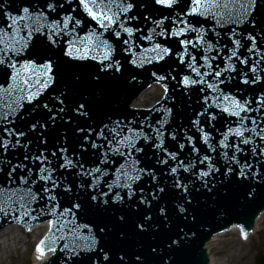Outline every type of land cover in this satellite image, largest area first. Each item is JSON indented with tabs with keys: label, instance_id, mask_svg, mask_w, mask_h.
<instances>
[{
	"label": "snow or ice",
	"instance_id": "obj_1",
	"mask_svg": "<svg viewBox=\"0 0 264 264\" xmlns=\"http://www.w3.org/2000/svg\"><path fill=\"white\" fill-rule=\"evenodd\" d=\"M181 3L182 0H154V6L172 9L173 11H175L176 7ZM183 3L184 7L180 8L179 12H177L176 16L172 19L173 27L170 32L167 28L161 26L164 25L165 20L172 15L171 12L159 20L152 19L151 23L154 27L149 30L148 36H141V39L152 41L155 36L164 37L166 39L170 37L179 38L180 36H184L187 32H196L198 37L196 43L200 44L203 41L202 31L194 27L186 18L189 16L203 15L204 13L209 12L207 5L219 7V0H183ZM231 3L238 5L235 9V14H230V19H232L233 22H236L237 24L246 23L250 25L252 29H256L258 25L262 23L257 20V16L260 14V10L264 9V0H231ZM112 5H115L118 12L113 11ZM224 6L228 7V3H225ZM0 7H3V5H0ZM139 7L140 4H138L136 0H119V2H117V0H42V2L41 0H36L34 5L25 6L20 10L23 15L19 13L17 15H12L7 11L4 12V15L10 23L0 27V73L10 81L20 80L23 75L21 83L25 87L21 88L20 91L26 92V95H22L20 99L29 105H32L33 102H35L34 110H40L45 113V118L42 123L39 120L32 123V131H37L38 129L46 130L49 124L54 126L57 119L64 123H70L71 120H65L64 115H62L67 114L68 112L73 113L74 118H91L90 104L86 97L77 100L70 108H68L66 104L68 96L67 91H60L58 95L52 97V99L58 102L59 106L53 105L50 107V102L45 103L44 100L41 99L46 91L49 89L56 90L58 85V74L55 67V61L53 60V56H55L56 53L53 52L52 55L45 57H39V54H37L39 62L37 60L29 59L25 63H20L16 60V57L23 54L29 41L32 40V37L38 36V38H46V42L44 39H40L39 44L44 45L49 51H51L52 48L58 47L59 53L67 58L65 63L69 61H96L100 67L92 74L91 79L94 83L99 85L102 83L104 76H107L109 73L115 76V73L121 72V63L119 60L113 58L112 53L115 49L112 47L109 38L105 36V32L110 31L111 34L115 36L116 40L121 41L123 45H131L133 43L131 38L134 35V31L142 30L127 27L126 24L132 20L140 19L141 14L139 12L133 13L132 15L128 14L132 13L134 8L138 9ZM81 10L88 19H85L84 15L79 14ZM209 14L213 17L216 15L214 12ZM143 19L148 21L150 17L143 16ZM179 25H183V27H179ZM25 29H27L26 36H19V33L23 32ZM157 29H159V31H157ZM261 32H264V28H261L260 32H257L256 34L259 35ZM122 33H126L129 38L122 39ZM233 35H238V33L235 32V29H233ZM65 37H67V39H65ZM246 38L250 40L253 45L256 44L255 36L251 34V32ZM232 42L236 45H239L240 43L239 40L235 39H233ZM179 44L184 48V52H177L176 56L180 63H185L184 57L188 54L187 46L192 44V46L195 47L196 44H193L189 39H180ZM35 46L36 45L34 44V47ZM211 49L212 45L209 44L207 50ZM253 50L254 48L248 49L250 52ZM123 51L128 53L131 49L130 47H125ZM144 51L153 52L155 53V56L146 58L139 64L135 58L129 60L128 63L133 64L135 67H143L145 62L152 63L153 59L156 62H159L164 60L165 57L172 55V50L169 47L162 46L160 43H155L151 48L145 49ZM93 53L96 54L94 55ZM133 56H135V54H133ZM235 56L236 52L233 50L232 55L227 59L231 60L232 57ZM215 58L216 57H211L210 59ZM208 59V57H204L208 70L201 73L200 68L196 66V57L192 56L191 60L188 62V67L193 73H195L196 77H199V79H190L185 75L182 80H177V84L185 88L198 84H207V87L214 93L219 90L218 95L211 97L205 96L204 103L208 104L209 100L215 101L217 102L216 108L220 112L227 114L229 117L235 116L241 120L245 119L246 117H242L240 114L242 112L248 113L252 111V109L248 107L251 101L237 99L230 94L224 93L222 89H219L221 84H225V80L233 79L232 77L221 78L223 72L234 70L233 66L228 64L226 67L220 68L219 71L213 72L211 71L213 66L208 63ZM237 59H239V57H237ZM240 62L246 63L245 60H240ZM200 67H204V65H201ZM216 67L219 68L218 65ZM251 71L255 73L256 67L253 66ZM100 73H103L104 76L99 75ZM153 75H155V73H153ZM209 75L213 76L215 83H209L204 79V77ZM244 75L247 77V72H245ZM75 79L79 81L80 78L79 76H76ZM156 79L157 81H163L167 79V77L161 75L156 76ZM172 79H176V77L173 76ZM258 80L259 76H256L251 80L246 78L241 82L247 85L249 83L255 84ZM161 87H163L164 92L167 93V86L161 85ZM13 89L14 84L12 83H9L7 88H5L4 85H0V91L7 92L9 95H11V90ZM200 90L204 91V88H201ZM255 102L261 107H264V100H257ZM209 107H211V105H209ZM167 111L168 113H171V109H168ZM197 116H204L205 122L209 124L216 119V115L208 112L207 108L202 112H198ZM0 120L11 122L10 113H6L3 117H0ZM112 123L114 127H110L109 124L105 123L97 135V139H102L106 141V143L97 144L96 141H91V147L93 149H104L98 166L85 170L83 164L78 165L74 163L72 159L65 156L63 158L64 162L60 164L59 167L66 170L79 167L80 171L77 172L76 175L91 178L89 183L81 184L80 187L85 189L87 198L97 209L107 211L108 208L114 207L117 204L126 205L133 213H138L143 209L140 219L135 224V228L139 233H145L153 228L160 230L161 226L164 230L170 229L168 209L165 205L159 203L164 199V194L167 189L165 186L160 185L154 172L149 171L147 168L135 167L137 161L134 160L129 164L128 161L125 160V163L120 164L116 169V181L109 183L105 180L103 186L99 188L97 187L103 177L108 174L107 169L100 165H107L109 163L110 153L127 158L133 157L135 153L142 151V149L136 145V140L140 138L142 134L131 127L134 123L133 121H128L123 128L121 127L123 121L115 120ZM191 123L196 126L197 130L201 133L199 139H201L204 144L208 145L211 151L215 152L217 148L209 143L210 136L202 127H200V120L193 119ZM252 123L255 124L256 121L252 120ZM144 126V124H141L140 129H143ZM162 127L163 123H161L160 128H152L153 133L156 134L155 140L153 141V147L161 150L165 157L175 162V166L169 165L168 175L175 177L172 182V187L182 190L183 192L181 199L184 203L178 205V210L179 214L183 216L185 220L191 216L192 220L195 221L196 215H194L193 212V201L191 199L192 193L189 190V185L183 183L181 177L177 175L181 169L184 173H190L195 180L201 181V188L209 193H215L218 189V184L225 185L226 187L227 183L232 180H249L251 177L258 175L256 172L246 171V169L252 168V165L248 163L240 166L238 173L232 167L233 163L237 165L240 163L236 158V154L243 151L239 144L235 145V151L230 157L227 152L221 153V155H223L229 162L224 168H217L212 163L211 156L204 155L201 157L199 155L200 149L192 143L193 137L186 135L185 140L187 141V144L177 141L179 144V150L183 151L187 146L190 147L191 152L196 153L197 155L194 160L189 159L187 163L182 159H178V153L176 151H169L167 148H164L163 140L161 139L164 135L161 131ZM105 129H108L109 133H111V138L105 135ZM79 131L82 132L83 129L81 128ZM261 131H264V129H261ZM24 135V132H19L17 137ZM222 135L223 139L218 141L219 148L228 149L233 147L232 144L226 143L229 139V135H234L239 138V142L242 144L247 145L250 143L248 138L243 137V133L239 128H236L235 130L229 128L228 132L222 133ZM142 138L146 143L151 139V137L147 135H144ZM82 139L86 145L88 137L85 136ZM171 139L176 140L177 137L173 135ZM261 139H264V136H262ZM157 140L159 141L158 143L155 142ZM19 143V138H17L16 144ZM85 145H82V147ZM22 146L27 147L26 145ZM8 147V140L5 139L0 143V148L7 150ZM13 147H15V145H13ZM59 151L67 152V149L60 148ZM253 151L256 150L253 149ZM52 155L56 156L57 153L53 152ZM25 159H28V157L25 156ZM32 159L34 161L39 160L41 164H43L47 160V157L41 152L40 155L33 156ZM169 159L158 160V163L168 164ZM206 162L207 170L201 169L198 172L193 171V169L197 168V165H205ZM17 167L23 170L25 166L13 165L11 171L8 173L9 182L15 181L16 178L13 176V173L16 171ZM52 172V169H46L45 167H40L38 169L36 180L44 181V187L42 189L43 193H51L56 187H58L56 180L52 177ZM217 173L219 174L218 181L216 179ZM28 174L29 176L32 175L31 168L28 169ZM142 176H149L151 181L155 183V186L150 193L147 194L141 189V195L137 199L136 192L133 190L132 185L140 180ZM210 176L212 179H208ZM36 180L31 181V183L35 184ZM19 182L21 184H27L28 180H26L24 176H21ZM49 182H51V188L47 186ZM105 188H107V191H105ZM125 190H127L126 195ZM199 190L200 189H197V191ZM64 191L70 192L72 189L65 187ZM249 195H251V192ZM0 196L6 197L5 200L0 201V213L7 215L9 212H20L21 215H24L29 211L28 205L38 198L39 193H33L31 192V189H28L27 192L21 193L18 189L12 190L0 187ZM47 199L52 201L55 197L53 195H48ZM128 201H132V204H129ZM154 201L156 203H153ZM73 207L79 209L81 205L77 203L73 205ZM64 211L71 212V209H65ZM150 212L155 213V215L149 214ZM126 219L127 217L125 215H120L118 218L121 223L125 222ZM83 227L91 232V228L88 225H83ZM98 230L101 233L109 231L107 226L104 225H101ZM187 239H189L188 233L184 232L183 229H180L174 237H169L166 241L168 251L165 252V254L171 260L172 264H177L176 258ZM43 243L44 241H41V244ZM95 243L96 241L93 238L91 244L88 245L89 251L95 250ZM76 247L77 246L69 247L67 244L64 245V249H67L68 253H70L67 257L68 260H72L74 255L79 254L76 251ZM48 250L54 252L56 249L49 248ZM37 251L42 253V249L39 247L37 248ZM151 251L155 254L158 250L157 248H152ZM104 259L108 260L107 254H105ZM121 259H123V257ZM140 259V256H137V260ZM162 264H166L164 258L162 259Z\"/></svg>",
	"mask_w": 264,
	"mask_h": 264
},
{
	"label": "water",
	"instance_id": "obj_2",
	"mask_svg": "<svg viewBox=\"0 0 264 264\" xmlns=\"http://www.w3.org/2000/svg\"><path fill=\"white\" fill-rule=\"evenodd\" d=\"M15 0H0V5H3V10L4 11H8V9L13 6V2ZM22 2L24 0H21ZM33 3H35L36 1H32ZM117 2H119V0H117ZM136 2L138 4H140V7L138 9H133L132 13H129L128 15H132L133 13L139 12L141 14L143 13H148L149 10L148 8H151L150 6H147L148 4H153L150 3V0H136ZM225 5V3H228L226 0H224L223 2ZM21 4V3H19ZM28 6L27 4L24 5L23 7ZM184 7V3L182 0V3L176 7V10L173 11L172 9L170 10L172 12V15L170 17V19L168 21H166L164 23V25H162L164 28H167L168 30H170V28L172 29V18H174L177 14V12H179L180 8ZM113 8L115 9V6H113ZM139 10V11H138ZM117 11V10H114ZM80 15H84V18L87 19V16L84 13H79ZM111 14V13H110ZM264 15V9L260 10V15L257 16V18H262ZM169 21H171V23H168ZM136 21L132 20L130 22H128L127 24L129 26H133L135 24ZM0 24L2 26L6 25L5 19L1 18L0 20ZM171 24V26H170ZM202 24H205L204 26ZM202 24L199 25L200 27H202L203 29H209L207 27V21H202ZM179 27H182V25H179ZM247 25H242V27H238V35L242 38L241 35H243L244 37H246V35H248V33L252 32V31H259V27H257L256 29H251L250 32L246 30ZM226 28H223L221 31L225 32ZM227 31H232L233 32V28H228ZM226 31V32H227ZM24 33H27V29H25L23 31ZM225 32V33H226ZM223 33V35L225 34ZM242 33V34H241ZM19 35H24L19 33ZM107 38H109L110 42L112 41V37L110 34L106 35ZM179 38L181 39H189L193 42V44H196L197 48H201L205 45V42L202 41L200 44H197L196 41L198 39H191L189 37V35L187 36H180ZM210 39H212V37L209 36ZM39 38L38 36H33L32 40L29 41L30 42V47L27 48V50L23 52V54L19 55L20 59L19 62L21 60H37L38 61V55L39 57H45V56H49L52 55L53 52L56 53L55 56H53V60L58 63L60 60L65 59L62 54L59 53V48H57L55 51H49L48 48L45 49V47H41V44H39ZM180 39L176 38V37H170V38H161L159 40H157L159 43L162 41H165V45L168 46L171 50H172V55H170V66H173L175 63V59H174V52H178L179 51V41ZM225 41H220L219 42V47L224 48L225 46ZM34 44L36 45L35 47L38 48V52L34 51L35 47ZM192 45V44H190ZM62 46V45H61ZM259 51H262V55L264 53V46H261L259 44V47H257ZM184 50V48H183ZM245 51V49H244ZM18 58V57H17ZM99 58V57H98ZM263 58V57H262ZM39 62V61H38ZM58 65H63L62 63H58ZM70 65H73L72 62H70ZM124 65V67H123ZM76 70H79V68L77 66H75ZM121 72L119 73H115V76L111 75V78L113 79V82L110 83V85H103L104 83V79L106 78V76H104V74H102V76H104V79L102 81V83H100L99 85H97V87H99L100 89L105 87V90L108 89L107 91L112 92V93H117L118 95H120L119 100L115 101L114 103L109 102L110 98L112 96H110L107 93H104L103 95V100H99L97 101L96 99H94L92 96L93 94L91 93V97L88 98L89 100V104L90 106V112H91V118H84L85 122L80 121L79 118H74V114L71 112H68L67 114H62L64 115L65 118H67L66 120H71L70 123H64L61 120L57 119V121L55 122V125L53 127L56 126H60L63 125L65 126L66 124L71 125L72 128L75 129L76 126H81L82 128H87V129H83L82 132L77 133L76 135L79 138H83L86 135H83V132L85 130H88V126L89 128L94 131L95 129H97L99 126H95V119L96 121L100 119V117L102 116V111L106 112L105 110V105L102 104L103 102L107 101L111 106V108H118L117 111H114L112 113V116L116 118V116L120 117L125 120L128 121V118L130 117V115L128 114V110H127V104L128 102L131 100V98L134 97V93H135V83H132L129 85V82L133 79L132 75L135 71H132L133 68H130V65H127V60L125 59L123 64H121ZM72 70H74V67L71 68ZM166 69V68H165ZM167 70V69H166ZM85 71L87 70H80L81 73L85 74ZM168 72V70H167ZM93 73V72H92ZM166 72L162 71V75L166 77L168 76V74H165ZM111 74V73H109ZM108 74V75H109ZM139 81L143 82L144 79L142 76H139L137 78ZM147 80H150V78L148 77ZM264 83V80L263 82ZM58 89V88H57ZM66 89V88H65ZM68 90L71 91V93H78L81 92L80 87L77 86V83L75 82L73 85L68 86L67 88ZM189 90V89H188ZM239 90L243 92L244 96H249V89L247 88H243V87H239ZM186 91V90H185ZM239 91V92H240ZM58 92H60V89H58ZM175 93V91H174ZM188 94V93H187ZM253 95L258 96L259 94H264V86H259L257 89H255L252 92ZM162 95V90L156 86L153 85L151 86L149 89H147L138 99V103H136V105H138V107H148L151 106L154 102H156V100L160 99ZM174 98L178 97L177 95H173ZM43 100L44 102L47 100L46 95H43ZM63 98V97H62ZM81 99L80 96H72V97H68L66 100V104L67 107L70 108L77 100ZM177 99V98H176ZM121 102V104H120ZM59 106L55 101H53V104L50 105L53 106ZM31 106V105H27ZM104 108V109H102ZM32 109L34 110V106H32ZM26 107L23 109V115H24V122L23 125H25L24 128L25 131L27 130V128H29L30 124L33 123V119L34 116L32 114H30V110H26ZM264 110V107L261 106H257L256 110L248 112L246 114L245 119L242 120L243 124H247L244 128H252V129H258L259 127L256 124H250V119L251 116H253L255 114V116L257 117L258 115H260L259 113ZM36 113L38 112V110H34ZM253 113V114H252ZM38 114V113H37ZM70 115H72V117H70ZM142 120L145 119L144 116H139ZM148 118V124L153 126L154 125V121L155 118H152L150 120L149 117ZM109 118H103L104 122H98L99 125H101L102 123H107L109 121ZM119 120V119H118ZM263 122L261 125H264V119H262ZM250 130V129H249ZM91 131V132H92ZM255 133H257L255 131ZM75 134V133H74ZM103 142H100V144ZM256 144V145H255ZM258 145V141L255 140L254 142L250 143V145L248 147H243L245 151H248L246 155L248 157V161L250 162L249 164L252 165V168L255 167L257 169H260V171H264L263 167H260L261 165L263 166L264 163V158H262V156L264 155V148H262L261 146H257ZM253 149H255L256 151H253ZM260 150V151H259ZM261 152V153H260ZM260 153V154H259ZM15 154L17 155V152H14L12 155L11 153L9 155H7V159L9 161H11L12 158H14ZM97 153H93L94 156H96ZM243 156V158H244ZM262 158V159H261ZM95 159V158H94ZM239 160H241V158L239 157ZM263 161V162H262ZM8 172L3 171V174L1 172V176H8ZM0 176V177H1ZM108 177V182L110 181V177ZM76 178V177H75ZM105 179V178H104ZM2 180V179H0ZM250 182V186L255 188H259L261 189V191H259V193L264 197V181L262 179V176L260 174L256 175L255 177H251L249 179ZM74 183L79 184V190H78V199L81 198L82 195H85V189L80 187V184H87L88 181H84L82 182V180L80 181L79 179L76 178V180H74ZM104 183V182H103ZM103 183L100 185L103 186ZM76 188V187H74ZM255 192L251 193V195L248 196H252L253 198L255 197ZM87 195V194H86ZM137 198V195H136ZM61 199V198H60ZM66 201V199L63 197L60 200V205L61 203H64ZM75 203L80 204L81 207L79 209L74 208L73 210H71V212H65V208L69 207L70 209L73 207V205L71 206V203H67V207L66 205L63 208L59 207V211H57L53 216H56L57 218L60 219V221L65 225L66 224V228L62 229V232L58 235L59 237H57L58 239H56L57 245L59 248H62L63 245L65 244V242H69L70 237L72 235V230L70 229L71 227V221H73V218H68L66 217V215H64L65 213H67L68 215H74L75 216V222L74 225H89L91 228V232L89 233V235L84 236L86 234V229L83 230L81 232V236H84L89 244V240L93 239L92 237H95L97 242L95 243L96 245L94 246V251H90L88 252H83V253H79L77 256L74 257V259L66 262L64 256H62V254H55L54 257L52 259H50L49 261H47L46 264H162V259L164 258L166 264H172L171 260L166 256L165 252L168 251L167 249V245H166V241L169 239V237H174L179 231L180 229H183L184 232L188 233V237L189 239H187L184 244L183 247L181 248L180 252L185 251V253H189V255L192 256H188V257H183V259H181V254H178L176 260H177V264H205V255L203 253V251L201 250V240L203 239L202 242H205V238H203L204 233H205V229H207V226H203L202 224V219L196 218L197 222H199V226H192L190 224L189 218L187 220H185L183 218V216H181L179 214V210H178V205H173L170 204L167 209L169 212V220H170V229L164 230L163 227L161 226L160 230H157L155 228L145 232V233H141V234H136L135 233H139L136 228H135V224L136 222L140 219V216L143 213V209L142 211H140L136 216V220L131 221V224H129L127 222V219H130V217L132 216L133 212L130 211V209H128V207H124L122 208L121 205H115L114 207L108 208L107 211L101 210V209H97L96 207H94L92 205V203L89 201V203L87 204H82L79 200L75 201ZM129 204H132L131 202H128ZM176 203V202H175ZM176 206V207H173ZM134 207V205H133ZM194 209H196L197 204L195 206H192ZM175 208V209H174ZM193 209V210H194ZM248 209V214L253 213V217H250L249 221H251V218H254V216L256 214H258V211L261 210L260 208H256L254 204L250 205L249 207L246 208V210ZM158 211V210H157ZM176 212V213H175ZM63 213V214H62ZM255 213V214H254ZM175 214V215H174ZM120 215H125L127 217L125 223H121L119 222L118 218ZM155 218V217H154ZM258 219V218H257ZM70 221V222H69ZM159 222V221H157ZM256 222V221H255ZM101 225L107 226V228L109 229V231H107L106 233H101L99 232V227ZM256 227V223L254 224V228ZM201 228V229H199ZM47 230V224H44L42 226L39 227H35L33 228V230L30 232V234L27 235H23L25 232L19 228H17L16 226H12V227H7L3 230L0 231V264H40L42 262V260L46 257V256H40L38 251H36L33 255L32 258V252H33V245H34V240H38ZM60 231V230H58ZM210 231L213 232V229H210ZM232 231V230H231ZM253 232V231H252ZM251 232V233H252ZM194 233V235H193ZM34 238V240H33ZM213 239V238H212ZM211 239V240H212ZM206 243H209V241H207ZM205 243V244H206ZM91 244V242H90ZM195 244V245H194ZM205 244L203 246V249H205ZM152 248H157V253H152L151 249ZM207 252H209V249H206ZM57 253V252H56ZM105 254L108 255V260L104 259ZM140 260H137V256H140ZM209 256H210V252H209ZM123 257V259H121ZM90 258V259H89ZM149 260L150 263H147V261ZM212 263V259H209V264ZM256 264H264V258H261L259 260H257Z\"/></svg>",
	"mask_w": 264,
	"mask_h": 264
},
{
	"label": "rangeland",
	"instance_id": "obj_3",
	"mask_svg": "<svg viewBox=\"0 0 264 264\" xmlns=\"http://www.w3.org/2000/svg\"><path fill=\"white\" fill-rule=\"evenodd\" d=\"M220 240L223 243L217 246L213 245L215 247L210 250V257L213 261L226 259L236 249H240L242 254L235 257L233 259L235 261L231 264H254L257 255L264 256V217L260 221L258 232L250 240H240L233 233L225 235Z\"/></svg>",
	"mask_w": 264,
	"mask_h": 264
},
{
	"label": "bare ground",
	"instance_id": "obj_4",
	"mask_svg": "<svg viewBox=\"0 0 264 264\" xmlns=\"http://www.w3.org/2000/svg\"><path fill=\"white\" fill-rule=\"evenodd\" d=\"M264 217V212L258 217V219H256V227L254 228V230H253V232L252 233H250V234H247L244 238H243V240L244 241H248V240H250L257 232H258V230H259V225H260V221L262 220V218ZM231 232L235 235V236H237L238 237V239H239V232L237 231V230H232V231H227V232H225L223 235H220V236H217V237H214L212 240H210V242L209 243H206L205 244V248L206 249H209V252H210V250H212V248H214L215 246H217V245H220V244H222L223 243V241H221L220 239H222L223 237H225V235H227V234H231ZM241 237V236H240ZM213 245H215L214 247H213ZM242 254V250H240V249H236L233 253H231L230 255H228L227 256V258L226 259H223V260H220V261H217V262H215V261H213V259H212V263L211 264H231V263H233L235 260H233L235 257H239L240 255Z\"/></svg>",
	"mask_w": 264,
	"mask_h": 264
}]
</instances>
